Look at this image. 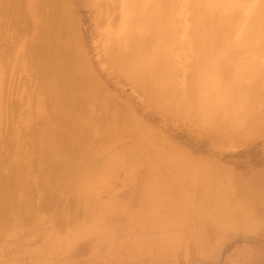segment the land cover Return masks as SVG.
Returning <instances> with one entry per match:
<instances>
[{
    "label": "rangeland",
    "instance_id": "374dc122",
    "mask_svg": "<svg viewBox=\"0 0 264 264\" xmlns=\"http://www.w3.org/2000/svg\"><path fill=\"white\" fill-rule=\"evenodd\" d=\"M98 1L0 0V160L6 164L0 171L6 174L16 170V162L30 165L25 171L28 175L25 182L22 179L21 183L13 185L0 183V264H39L43 260L49 264H264V124L256 118L261 112L259 105L264 104V68L258 61L261 57L239 51L232 39L220 42L216 37L215 40L213 36L202 35L195 29L199 27L197 24L191 29L197 40L183 38L188 26L181 1L157 0L154 36H149V28L143 23L137 24L139 35L135 36L144 41L146 51L152 55V76L140 71L144 72L139 75L142 78L135 81L131 73L108 59V45L104 46L102 42L105 21L109 15L118 12V0L107 3L105 17L104 11L100 16L98 14ZM38 6L46 12L56 6L71 14L77 30L76 42L83 50V55L77 58L76 69H81L83 77L95 75L103 84V95L110 98L108 101L93 94L92 101L89 99L87 103L86 107H91L92 111L89 110L85 117L92 121L84 120L82 125L91 121L90 126L95 132H88V138L86 132L82 134L84 140L89 141L84 143L83 140V144L88 145L83 148L89 153L91 150L92 157L85 166L87 169H83L84 175L78 178L79 182L66 179V172L62 170L54 173L50 165L60 163L62 158L55 160L50 154L44 156L43 152L42 157L33 149V138L26 130L32 123L48 118L52 110L45 106L46 96L33 89L38 78L35 65L30 63L31 56H27L31 54L33 26L41 18L36 10ZM31 10L35 11L34 16ZM145 12L146 15L149 13V7ZM168 15L176 20L167 18ZM212 44H220L223 51ZM183 45L188 46L186 52ZM197 46L201 53L198 52L200 49L195 50ZM203 50H208V55ZM200 54L205 57H199ZM222 61L225 65L227 61V67L235 65L227 69ZM250 62L253 69L261 67V71L258 68L253 75L251 68L248 70L245 66ZM239 63L247 69L241 70L242 73L252 72L250 76L247 72L237 71L243 69ZM198 66L202 71L197 70ZM214 74L220 80L217 83L213 80L216 79ZM254 79L263 84L254 87ZM245 83L250 84L241 87ZM248 86H252L249 93L254 96L249 94L252 97L249 99L246 98L247 90L251 89H246ZM221 87L231 90L230 94L225 90L223 93ZM188 92L193 96L190 99L192 105L179 102ZM213 93L227 94L223 99L227 106L218 109L219 114L205 117L208 115L205 99ZM246 99H252V102ZM7 104L16 106L15 110L8 111L11 108ZM145 163L154 166L159 173L164 171L173 176V179L162 177L165 184L158 189L159 194L151 199L144 197L142 203V216L147 217L148 204L155 202L156 206L150 211H158L163 220L161 225L144 230L137 248L131 245L130 235L114 226L115 218L89 239L87 226L99 220L100 206L109 199L121 197L124 191L135 190L132 196L118 200L125 205L132 201L128 211L140 209L139 190L146 182V176L141 178L140 173L149 170ZM87 186L95 191L87 193ZM199 197L211 203L204 214L197 213L204 203ZM46 202L50 203L49 207L43 206ZM246 203L250 206L248 219L244 217L243 205ZM74 213V223L68 222L70 226L66 227V217L72 218ZM58 217H64L65 221L59 223ZM161 231H168L172 236V243L163 244V249L158 248L155 238L150 237ZM81 234L84 235L79 237ZM202 234H206V239L201 238Z\"/></svg>",
    "mask_w": 264,
    "mask_h": 264
},
{
    "label": "bare ground",
    "instance_id": "6f19581e",
    "mask_svg": "<svg viewBox=\"0 0 264 264\" xmlns=\"http://www.w3.org/2000/svg\"><path fill=\"white\" fill-rule=\"evenodd\" d=\"M109 1H112V0H99L97 2V11H98L99 16L101 15V12L104 11L103 13H104V17H105V15L107 14V6L106 5ZM174 1L178 2V0H174ZM174 1H172L173 4L175 3ZM180 1L182 4V7L185 9V12H186V17H184V18H186V24L188 26V28L186 29V32L183 31V32H185L184 33L185 35L183 36V38H185L189 41L197 40V36L194 37L193 31H191L192 26L197 24V26H199V27L195 28V29L198 32H200L202 35H204L206 37L207 36H213L214 39L216 37V39L218 38L220 40V42L232 39V40L236 41V43H235L236 46H234V47H237L239 49V51L240 50L246 51L251 55L260 56L261 58H259L258 61L263 65V68H264V0H180ZM113 2H116V0H113ZM156 4H157V0H118V6H117L118 12L117 13L115 12V14H113V15H109L105 21V25H106V26H104V28H105L104 29V36L105 37H104V39H102L103 40L102 42H103L104 46L106 44L108 45V46L106 45L107 49H108L107 50L108 59L113 61L115 63V65L120 67L122 70L126 69L129 72V74L131 73L130 75L135 78V81H139V78H142L141 76L139 77V75H141V74L143 75L144 72H146L148 76H152V69H153L152 55H150L148 53V51H146L145 43H143L144 41L143 40L139 41V39H137L135 36L139 35V32H138L139 28H138L137 24H140V23L146 24V26H148L150 37L154 36L153 35V29H154L153 23L155 22ZM164 5H166L165 2H164ZM147 7H149V13L146 15L145 10ZM161 7H162V5H161ZM177 9H178V7H177ZM36 10H37L38 15L41 16V18L33 26L35 28V31L32 33V36H31V40H33V43H31L32 45H30L31 46V50H30L31 54L27 55V56L28 57L31 56L30 63H31V65H32V63L35 65L36 78H38L36 85H35V88H33V89L35 91L37 90V92L39 94H44L46 96L44 98L48 99L47 100L48 102L45 100L47 102V104L45 106H48L52 110H51L50 114L48 113V115H49L48 118H46L44 120H38V121L32 123L31 127L27 128L26 130L28 131L29 136L31 138H33V141H32L34 143L33 149L35 151L37 150L38 153H40V155H42L43 153L45 154V155L43 154L44 156H47L50 154L52 156V158L53 157L55 158V160L62 158V161H60V159H59L60 163L54 162L53 164L50 165L53 172L62 170L64 173L66 172L65 173L66 177L64 176L66 179L67 178L71 179V182L73 181V179H76V181L78 180V182H79L78 178H80V177H82V175H84V174H82L83 169H85V168L87 169V167H85V166L89 162V157H92L91 156V154H92L91 150H90V153H91L90 154L87 149H84V148H87L88 145L86 147V145L83 144V140L85 139V137L82 134L86 132L85 136H86V138H88V136H87L88 132H91V130H92V132H95V130H94L95 128L93 127L94 129H92V127L90 126V124L92 123L91 122L92 119H90L89 117H85L86 114L88 113V111L91 110V107H90V109H88L86 107L88 105L87 103L89 102V99H91V98L93 99V97L95 95H97V97L103 98L104 100H108V101H110V98L106 95H103V94H105L103 92L104 88L102 89L103 84L98 82V80H97L98 78L95 75L89 74L88 77H83L81 69L80 70L76 69L75 64H76L77 58H78V56L83 55V50L79 46V44L76 42L77 38H78L77 34H76L77 30H76L75 25H74V23H75L74 20L70 17L71 14L65 10H58L56 8V6L52 7L51 10H48L47 12L44 11L43 8H41L40 6H38ZM31 12H32V15L34 16L35 11L31 10ZM165 12H167V11H165ZM168 12L170 13V11H168ZM158 14L160 15V13H158ZM169 17L173 18V16L168 15L167 18H169ZM173 19L176 20L175 18H173ZM184 21H185V19H184ZM160 22H162V21H160ZM169 23H170V21H169ZM171 23L174 24L173 22H171ZM175 27H177V25ZM174 29H176V28H174ZM195 29H194V31H195ZM158 31H159V29H158ZM197 31H196V33H197ZM174 32H176V31H174ZM200 33H198V34H200ZM154 34H156L155 31H154ZM175 35H176V33H174V37H175ZM202 35L199 36L200 40H203V38L201 39ZM193 37H194V39H193ZM208 38H211V37H208ZM198 40H199V38H198ZM209 40H208V42L211 41V40L210 41ZM179 41H180V39H179ZM182 41H184V40H182ZM215 42L216 41H214V43ZM222 43H220V44H222ZM184 44H186V43H184ZM190 44L192 45V43H190ZM202 44L203 43H201L200 45H202ZM220 44H219V46H217L216 44H212L211 46L215 45L218 49V47H220ZM198 46H197V48L195 47V50L200 49ZM215 46H214V48H215ZM187 47L188 46H186V48H185V46H184V48H183L184 51L187 49ZM192 47H193V45H192ZM231 48H232V46H231ZM192 49L194 50V48H192ZM215 49L212 48L211 50L213 51ZM220 49L223 51L222 47H220ZM208 50H206V52ZM211 50H209V51H211ZM198 52L201 53V49H200V51L198 50ZM203 52H205V51L203 50ZM231 52H233V51H231ZM236 53H237L236 55L239 54L238 52H236ZM216 54L217 53H215V55ZM205 55H208V54L206 53ZM230 55H231V53H230ZM243 55H245V54H243ZM198 56L201 58L205 57L204 55L201 56V54ZM199 57H197V58H199ZM216 58H218V57H216ZM220 58L222 59L223 57H220ZM252 58H253V60L256 61V59H254V57H252ZM229 61H231L230 58H229ZM232 61H234V60H232ZM214 62H216V61H214ZM222 62L224 63V61H222ZM252 62L254 63V61H252ZM259 62H258V65H259ZM233 64H230V65L228 64L229 65L228 67L232 68L231 65L233 66ZM239 64H241V63H239ZM223 65H225V63ZM226 65H227V61H226ZM251 65L253 66L252 63L249 64V66L248 65H245V66L248 67V70H249V68H251L252 72H254L253 73V75H254L256 73L255 71H258L259 67L258 68L256 67L257 70H255L256 68L253 69ZM200 66H202V65H200ZM254 66H257V65H254ZM191 67H193V65H191ZM210 67H211V65H210ZM228 67L226 66L227 69H228ZM236 67H237V65H236ZM241 67L243 69L238 68L237 71L238 70L241 71V70L246 69L245 67H243L242 64H241ZM260 68H259V71H261ZM197 70H199V66H198ZM206 70H208V69H206ZM140 71H144V72H140ZM233 71H231V72L235 73ZM240 71H238V72H240ZM217 72H219V71H217ZM238 72H236V73H238ZM246 72L247 71H244L243 73H245V74L248 73L247 75H249V76L252 73V72L251 73L250 72L246 73ZM243 73L241 71V74H243ZM257 73H260V72H257ZM214 76H215V74H214ZM220 77L221 76H219V78ZM215 78H216V76H215ZM221 78H224V77H221ZM258 78L260 79V77H258ZM213 80L214 81L217 80L216 83L218 81H220L217 78L213 79ZM222 80L223 79H221V81ZM224 80H225V78H224ZM226 80L228 81V79H226ZM256 80H255V83H256ZM223 81L221 83L222 85H224ZM249 82H252V81L250 80ZM258 83H260L261 85L263 84L262 81H257V83L255 85L253 84L254 87L257 86ZM246 84L249 85L250 83H245V84L241 85V87L242 86L246 87ZM205 85H206V83H205ZM230 85L231 84L229 81V88L231 89V87L233 85H231V87H230ZM236 86H235V88H236ZM249 87L250 86H248L246 89H250L252 86L250 88ZM235 88H233V89H235ZM205 89H207V88H205ZM221 90H222V87H221ZM224 90H225V92L227 91V89H224V87H223V90H222L223 93H224ZM239 90L240 89H238L237 91H239ZM244 90L245 89H243L242 91H244ZM251 90H252V88L250 90H247L248 91L247 92L248 94L246 93L248 95V96H246L247 99H249V97H250L249 91H251ZM230 91H227L226 93L230 94ZM93 94H94V96H93ZM227 94H223L222 95L223 97H222L221 95H219V93L218 94L213 93L205 99L206 100L205 104L207 106L206 113L208 114V115L204 114L205 117H208L209 115H211L213 113L219 114L217 112L218 109H221V108L223 109V107L227 106V104H225V100H223L225 95H227ZM9 95H10V93L8 94V97H9ZM33 95H34V93H33ZM217 95L221 96V98L219 99L217 97ZM250 95L253 96L252 93ZM100 98H98V99H100ZM250 98H252V97H250ZM92 99H91V101H92ZM190 99L192 100L193 96H192L191 92H188L187 97L184 99H181L179 102L185 103V104L186 103L188 104L190 102L191 103L190 105H192V102L190 101ZM247 99H246L247 102H252V99H250V101ZM111 100L117 106L116 102L112 98H111ZM43 101H44V99H43ZM43 103H45V102H43ZM8 104H9V102H8ZM8 104H7V106H10V108H11L9 110V108L7 107L8 111L13 112L15 110L16 106L13 107V105L11 106ZM240 105H243V104H240ZM240 105H238V106L240 107ZM3 107H4V105H3ZM122 107H124V106H122ZM259 107L261 108V112H260L259 117L256 116V118L258 121H260L261 123L264 124V104L259 105ZM240 109H242V108H240ZM117 110L121 111L120 107H118ZM233 112H234V110H233ZM239 112H241V111H239ZM3 113H4V111H3ZM199 113H201V109L199 110ZM0 115H1V112H0ZM8 118H7V120H8ZM102 119H104V118H102ZM84 120H91V121L90 122L87 121L86 126H84V125H82V121L84 122ZM94 120H95V118H94ZM1 121H2V118L0 117V127L2 125ZM100 122H102V121H100ZM43 127H49V128H47V129L44 128V130H43L42 129ZM89 134L91 137V133H89ZM25 135H26V133H25ZM26 136H28V135H26ZM6 140H8V139H6ZM85 141L89 142L88 139L84 140V143H85ZM7 144L9 145V143L8 142L6 143V146L8 147ZM87 144H89V143H87ZM7 147H6V149L8 151L9 148H7ZM45 151L47 154L45 153ZM43 155H42V157H43ZM38 157L39 156H37V158ZM0 158H1V156H0ZM115 158L116 157H114V159ZM159 158L160 157H158V160L161 159V158L160 159ZM17 160L19 163L23 162L22 160H21V162L19 161V159H17ZM166 160H169V159L167 158ZM2 161L3 162H1V160H0V167L1 166L4 167L5 162H4V160H2ZM115 162H118V161L115 160ZM148 162H149V159H148ZM28 164L29 163H27V165L26 164L19 165L16 162V164H15L16 170H13L10 173H6V174L1 173V171H0V183L3 182L6 184L13 185V184L21 183L22 179L25 182L24 179H25V177L28 176V175H26L25 171L27 169L29 170V167H30V165L28 166ZM164 164L166 165V163H164ZM145 165H146V163H145ZM148 165H149V167H148L149 170L140 173L141 178L146 176V180H145L146 182L140 186L141 188L139 190L140 202H141L140 209L138 211H135V212L128 211L129 207L132 204V201L129 200L130 202L128 201L129 203H126V205H125L124 203L121 204L122 202L120 200H118L120 198H124V196H128V197L132 196L135 193V190L124 191L122 194H120L121 197H118L117 199H109L106 203H103L100 206L101 208L99 209V211L101 212V214H100L99 220H96L92 224L88 225L87 226L88 231L85 229L87 232H89V235L91 236V237H89V239H91L94 234H96L100 230H102V227L107 225L108 221H109V223H111V219L115 218L116 223H114V226H117L120 229V231L124 232V234L130 235L131 245H133L134 247L137 248L141 245L139 240L142 238L141 235L143 234L144 230L151 229V227L155 228L156 226L161 225L163 220H162V218H160V214L158 213V211H154L153 213L150 211V209L153 206H156L155 202L154 203L152 202V204H150V205L148 204V207H149V209H148L149 214L148 215L149 216H147V217L142 216V214H143L142 203H143L144 197L148 196L147 198L150 197L149 199H151L152 196L155 197L159 194L158 189H160V187L163 184H165V180L161 179L162 177L168 178L170 176V178L173 179V176L171 177L172 174L170 175L166 172L164 173V171L162 173H159L158 171H156L154 169V166L150 167L149 163H148ZM148 165H146V167ZM131 167L132 166L130 165L128 170H130ZM41 170L43 171V169H41ZM106 171H105V173H106ZM146 172H148V173H146ZM40 174H41V172H40ZM31 178H32V176H31ZM65 178L63 180H66ZM74 181H73V183H74ZM50 183L53 184L52 182H50ZM103 183L105 184V182H103ZM103 183H101V184H103ZM204 185H206V184H204ZM56 187H57V185H56ZM63 187H64V184H63ZM52 188H53V186H52ZM57 188H59V187H57ZM65 188H66V186H65ZM51 191H52V189L50 190V192ZM85 191L87 193L91 194L92 192L95 191V188L87 186ZM223 191H221V192H223ZM216 194H217V191H216ZM218 194H219V192H218ZM207 195H210V194H207ZM114 197H116V196H114ZM170 198H172V197H170ZM128 199H130V198H128ZM200 199H203V198L199 197V201H200ZM29 201L30 200H28V203H29ZM202 201L204 202V203H201V205H200L202 207L197 210V213H200V214H204V212H206L205 210L211 206V203H208L209 202L208 199H205V201L203 199ZM48 204H50V203L46 202V204H43V206H47ZM172 204L175 205V202L173 201ZM47 207H49V206H47ZM215 207H217V206H215ZM249 208H250V206L248 205V203L243 205V209L245 210L244 211V217L247 219H248L249 214H250ZM156 210H157V208H156ZM59 211H60V209H59ZM240 212H242V210ZM72 216H74V217H72V218L66 217L67 223L68 222H70L71 224L74 223V220L76 219V213H74V215H72ZM61 218H59V217L57 218V219H59V223L65 221L64 217L62 218V220L64 219L63 221L60 220ZM215 221H216V219H215ZM177 222H179V221H177ZM182 222H184V221H182ZM68 224L66 225V227L70 226V224L69 225ZM131 225H133V226L130 227ZM56 226H58V225H56ZM214 226H215V224H214ZM221 228H222V225H221ZM76 235H74V236H76ZM82 235H84V234L79 235V237H81ZM150 237L155 238V242L158 245L157 247L160 249L164 248V247H162L163 244H165L167 246L168 244L172 243V238H171L172 236L168 231H161V232H159L158 235H155V234L152 235L151 234ZM201 238L206 239V234H202ZM81 249H84V248L81 247ZM90 257H91V255H90ZM157 261H158V259H157ZM42 262H44V260L41 261V263H39V264H43ZM45 262H46V264H49L48 261H45ZM159 262H161V259Z\"/></svg>",
    "mask_w": 264,
    "mask_h": 264
}]
</instances>
